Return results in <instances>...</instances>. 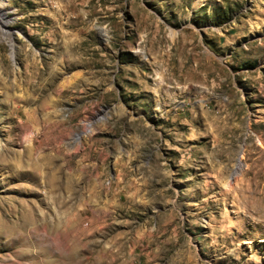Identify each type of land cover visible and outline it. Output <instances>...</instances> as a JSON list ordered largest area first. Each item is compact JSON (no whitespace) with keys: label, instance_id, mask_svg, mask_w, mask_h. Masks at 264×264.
<instances>
[{"label":"rangeland","instance_id":"374dc122","mask_svg":"<svg viewBox=\"0 0 264 264\" xmlns=\"http://www.w3.org/2000/svg\"><path fill=\"white\" fill-rule=\"evenodd\" d=\"M0 7V264H264V0Z\"/></svg>","mask_w":264,"mask_h":264},{"label":"bare ground","instance_id":"6f19581e","mask_svg":"<svg viewBox=\"0 0 264 264\" xmlns=\"http://www.w3.org/2000/svg\"><path fill=\"white\" fill-rule=\"evenodd\" d=\"M0 2L2 3V0H0ZM0 3V4H1ZM5 6V5H4ZM3 8V7H2ZM6 16V13L3 11V9H1V7H0V17L1 18H4ZM5 35H7V34H5ZM8 35H11V33H8ZM8 37H10V36H8ZM27 222V221H26ZM28 222H29V220H28ZM27 225V224H26ZM9 228V227H8ZM25 228V227H24ZM7 229V228H6ZM12 232V231H11ZM11 235V234H10ZM13 244V243H12ZM74 258H75V256H74Z\"/></svg>","mask_w":264,"mask_h":264}]
</instances>
